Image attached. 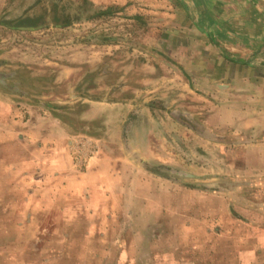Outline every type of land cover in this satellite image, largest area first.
Here are the masks:
<instances>
[{
    "label": "rangeland",
    "instance_id": "374dc122",
    "mask_svg": "<svg viewBox=\"0 0 264 264\" xmlns=\"http://www.w3.org/2000/svg\"><path fill=\"white\" fill-rule=\"evenodd\" d=\"M149 1L0 0V264H233L264 224L249 84L206 93Z\"/></svg>",
    "mask_w": 264,
    "mask_h": 264
},
{
    "label": "crops",
    "instance_id": "0c3cea01",
    "mask_svg": "<svg viewBox=\"0 0 264 264\" xmlns=\"http://www.w3.org/2000/svg\"><path fill=\"white\" fill-rule=\"evenodd\" d=\"M164 2L151 0V5L143 4L162 7ZM175 14L180 18L173 23V39L168 40L161 33L157 35L155 47H166L164 52L172 54L173 60L192 80L205 82L206 93L209 86L213 91L214 85L222 94L229 93V87L223 83L234 82L235 78L249 84V87L244 86L247 91L243 92L248 93V100L251 93L253 95L255 115L249 124L254 125L255 133L259 129L264 134V119L261 118L264 115V9L261 0H181ZM182 14L188 22L182 21ZM254 141L255 145L250 148L256 147V157L264 159V135ZM68 167L66 172L58 173L61 178L73 174L88 179L98 172L94 167L90 172L70 173L68 170L73 167ZM256 216L264 221L263 213ZM247 238L248 246L238 247L233 252V264H264V224L254 222Z\"/></svg>",
    "mask_w": 264,
    "mask_h": 264
},
{
    "label": "trees",
    "instance_id": "16d2710c",
    "mask_svg": "<svg viewBox=\"0 0 264 264\" xmlns=\"http://www.w3.org/2000/svg\"><path fill=\"white\" fill-rule=\"evenodd\" d=\"M111 10H112V8L108 7L106 9H104V10L97 11L95 14L96 15H108L109 16V15L112 14ZM19 20L20 21L18 23L15 22L11 26L13 28L20 29V30H23V29H37V28L42 27V22H40V21L37 22L35 19L32 20V19H29L27 17H23V18H20ZM56 20L60 22L59 26H61V27H64L67 24H69V21L64 16L58 17ZM0 23L1 24H7L6 21H0Z\"/></svg>",
    "mask_w": 264,
    "mask_h": 264
},
{
    "label": "water",
    "instance_id": "95a60500",
    "mask_svg": "<svg viewBox=\"0 0 264 264\" xmlns=\"http://www.w3.org/2000/svg\"><path fill=\"white\" fill-rule=\"evenodd\" d=\"M264 1V0H263Z\"/></svg>",
    "mask_w": 264,
    "mask_h": 264
}]
</instances>
